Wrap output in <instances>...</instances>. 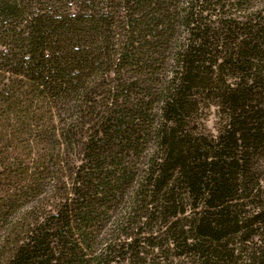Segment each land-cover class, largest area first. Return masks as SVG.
I'll return each instance as SVG.
<instances>
[{
  "label": "trees",
  "instance_id": "obj_1",
  "mask_svg": "<svg viewBox=\"0 0 264 264\" xmlns=\"http://www.w3.org/2000/svg\"><path fill=\"white\" fill-rule=\"evenodd\" d=\"M164 254L264 264V0H0V264Z\"/></svg>",
  "mask_w": 264,
  "mask_h": 264
},
{
  "label": "rangeland",
  "instance_id": "obj_2",
  "mask_svg": "<svg viewBox=\"0 0 264 264\" xmlns=\"http://www.w3.org/2000/svg\"><path fill=\"white\" fill-rule=\"evenodd\" d=\"M196 128H198L199 131H203L204 133L210 134V135H216L218 132V129L221 127V121L217 116L216 111L210 110V112L203 114L199 117V119H196ZM166 257H168L169 260H160L158 258L155 259L156 263L159 264H176L170 263V255L164 254ZM144 264H154L152 263L151 259H148Z\"/></svg>",
  "mask_w": 264,
  "mask_h": 264
}]
</instances>
